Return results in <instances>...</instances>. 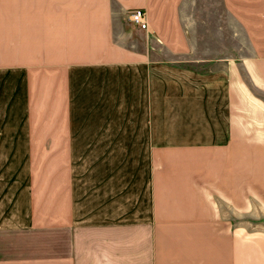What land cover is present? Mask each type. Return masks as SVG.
I'll use <instances>...</instances> for the list:
<instances>
[{
    "label": "crops",
    "instance_id": "obj_1",
    "mask_svg": "<svg viewBox=\"0 0 264 264\" xmlns=\"http://www.w3.org/2000/svg\"><path fill=\"white\" fill-rule=\"evenodd\" d=\"M260 215L264 0H0V264H264Z\"/></svg>",
    "mask_w": 264,
    "mask_h": 264
},
{
    "label": "rangeland",
    "instance_id": "obj_2",
    "mask_svg": "<svg viewBox=\"0 0 264 264\" xmlns=\"http://www.w3.org/2000/svg\"><path fill=\"white\" fill-rule=\"evenodd\" d=\"M39 126H42L39 124ZM37 126V128L39 127ZM40 128V127H39ZM53 130V141L44 142V131L36 130L37 138L35 139L32 146V161H33V172L36 175V180L41 182V186H47L48 178L46 175L47 171L54 170L55 178L52 179L55 185L62 183L61 171L66 167L68 140L61 141L60 130ZM60 171V172H59ZM245 221H249V226L252 231L260 232L264 231V215L253 216L247 218Z\"/></svg>",
    "mask_w": 264,
    "mask_h": 264
},
{
    "label": "built area",
    "instance_id": "obj_3",
    "mask_svg": "<svg viewBox=\"0 0 264 264\" xmlns=\"http://www.w3.org/2000/svg\"><path fill=\"white\" fill-rule=\"evenodd\" d=\"M127 19L131 23L137 24L141 29L147 30L149 24L146 19V13L143 8L136 7L128 13Z\"/></svg>",
    "mask_w": 264,
    "mask_h": 264
}]
</instances>
